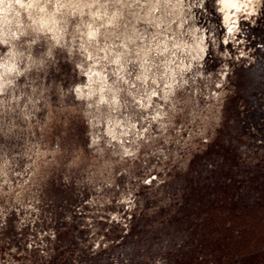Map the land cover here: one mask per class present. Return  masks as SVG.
Returning a JSON list of instances; mask_svg holds the SVG:
<instances>
[{"label":"rangeland","instance_id":"rangeland-1","mask_svg":"<svg viewBox=\"0 0 264 264\" xmlns=\"http://www.w3.org/2000/svg\"><path fill=\"white\" fill-rule=\"evenodd\" d=\"M228 4L0 0V264H264V0Z\"/></svg>","mask_w":264,"mask_h":264},{"label":"flooded vegetation","instance_id":"flooded-vegetation-1","mask_svg":"<svg viewBox=\"0 0 264 264\" xmlns=\"http://www.w3.org/2000/svg\"><path fill=\"white\" fill-rule=\"evenodd\" d=\"M219 4H220L221 11L223 12V15H224V21L227 22L230 17V10L233 9V7L230 6V4H228V0L227 1L219 0Z\"/></svg>","mask_w":264,"mask_h":264},{"label":"clouds","instance_id":"clouds-1","mask_svg":"<svg viewBox=\"0 0 264 264\" xmlns=\"http://www.w3.org/2000/svg\"><path fill=\"white\" fill-rule=\"evenodd\" d=\"M21 7H25L24 5H20ZM31 5H29L30 7ZM12 10V5H6L4 11L7 13L8 11ZM17 15H19V13H16ZM91 35H94V33H92Z\"/></svg>","mask_w":264,"mask_h":264}]
</instances>
